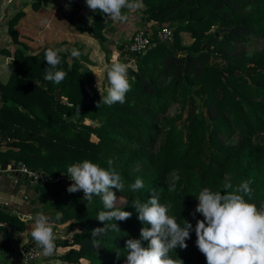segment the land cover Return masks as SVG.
<instances>
[{
  "label": "trees",
  "instance_id": "16d2710c",
  "mask_svg": "<svg viewBox=\"0 0 264 264\" xmlns=\"http://www.w3.org/2000/svg\"><path fill=\"white\" fill-rule=\"evenodd\" d=\"M39 2L32 0L31 8ZM64 2L75 18L70 24L99 43L105 75L114 63L110 44L120 63L133 61V67L127 65L132 87L125 103L104 104L89 72L84 78L79 61L64 50L58 69L66 78L60 84L46 81L45 51L58 46L25 53L12 28L20 12L10 19L7 31L15 46L12 74L0 82V166L22 164L48 177L28 185L29 209L50 217L53 229L65 223V233L75 229L67 241H55L56 246L69 247L56 256L59 262L44 264H76L79 259L86 264H125L126 241L139 239L140 229L150 227L138 219L131 201L146 202L154 195L178 223L192 225L187 248H177L172 258L206 264L195 243V225L203 219L195 212L199 192L208 188L223 194L225 183L235 187L251 180L249 202L264 205V45L245 50L250 39L264 38V0H142L140 21L157 27L151 33L142 28L154 45L138 53L128 52L129 40L116 43L110 38L111 19L103 13L88 8L76 15L75 0ZM161 27L170 30L169 40L154 37ZM181 33L190 39L188 44L181 43ZM173 105L178 111L167 116ZM86 119L95 124L84 123ZM233 135L235 140L229 142ZM85 160L105 169L111 161L125 182V191L112 189L122 199L116 207L131 213L129 219L115 221L119 232L93 238L92 231L104 227L96 217L107 209L99 197L87 202L82 191H67L73 183L67 179V167ZM174 176L179 180L170 192ZM58 177L65 179L51 181ZM137 178L144 187L132 192L128 185ZM36 214L28 223L24 215L0 207L3 264L10 263L11 230L25 232L24 250L36 248L30 235ZM22 250L14 254L21 257Z\"/></svg>",
  "mask_w": 264,
  "mask_h": 264
},
{
  "label": "clouds",
  "instance_id": "9594fccd",
  "mask_svg": "<svg viewBox=\"0 0 264 264\" xmlns=\"http://www.w3.org/2000/svg\"><path fill=\"white\" fill-rule=\"evenodd\" d=\"M92 12H101L113 21H124L127 17L124 9L143 7L142 0H85ZM60 49L49 48L45 51L44 60L48 70L44 76L46 81L60 84L67 76L59 70L61 64ZM80 51L73 48L71 56L79 58ZM4 71L11 73V69L4 66ZM109 87L107 94L101 99L111 106L115 103H125L126 94L132 85L128 79L127 65L114 62L106 70ZM98 106V104H97ZM70 107H75L71 106ZM79 115V107L76 108ZM105 169L98 164L85 160L79 164L67 167L72 184L67 188L69 193L82 191L87 202L99 197L106 211H100L96 219L104 223L103 228L92 231L93 238L100 237L110 230L119 232L115 221H125L131 213L121 211L116 207L117 197L112 189L125 191V182L120 173L111 167ZM174 176L168 185V191H174ZM252 181L245 180L235 187L229 182L223 185L221 191L204 188L196 197L198 203L195 212L203 219L197 220L195 225L196 246L204 255L206 264H264V205L259 208L252 199ZM144 187L142 179L137 178L128 185L132 192ZM132 206L138 213V219L150 227L140 229L139 239L126 241L127 255L125 264H183L179 258L173 259L170 253L177 248L186 249V240L190 238L192 225L184 221L183 226L177 222L176 216L169 215L168 205L161 204L157 196L147 199H133ZM60 217H57V220ZM35 226L30 235L35 246L42 249L45 257H51L56 251V235L51 225V218L43 213L34 217ZM94 246H99L95 244ZM176 256V255H175Z\"/></svg>",
  "mask_w": 264,
  "mask_h": 264
},
{
  "label": "crops",
  "instance_id": "0c3cea01",
  "mask_svg": "<svg viewBox=\"0 0 264 264\" xmlns=\"http://www.w3.org/2000/svg\"><path fill=\"white\" fill-rule=\"evenodd\" d=\"M32 0H0V82L4 83L9 73L4 71V66L7 65L9 68V63H11V54L14 50V43L11 40V36L7 31V26L10 19L13 17L15 13L20 12L18 19L13 24L12 28L14 29L16 35V40L18 44H23V49L26 50L25 53L29 54V50L37 49L40 44H48L52 46H60L68 45L66 44L69 39L71 42H75L76 40H82L84 36H86L84 32H79L74 25L70 24V22L65 18L66 14L64 13L61 17H57V19H52L55 15L53 11L50 13V16L47 17V12L50 11L49 3H54L53 9L57 8H70L64 0H40L39 4L36 5V8H31ZM45 1H51L49 3H45ZM59 1V2H58ZM77 5L78 13L81 11L88 9L85 0H75ZM57 3V6H56ZM62 6V7H61ZM48 9V10H47ZM46 11V12H45ZM52 17V18H51ZM51 18V20H49ZM69 22L70 27L67 25ZM65 23V25H64ZM69 28L68 30H66ZM86 32V31H85ZM88 33V32H87ZM81 36V37H80ZM93 39L92 37H88ZM67 40V41H66ZM39 43V45L37 44ZM65 43V44H64ZM43 44V45H44ZM21 47V46H20ZM62 47V46H61ZM111 49V56H117L118 53L115 54V50L113 47L109 46ZM22 48V47H21ZM65 49L64 47H62ZM111 60V58H110ZM112 61V60H111ZM108 89V88H107ZM1 184H0V207H4L7 209H13L18 213L24 215L27 218L29 223V217L33 216L29 214V186L24 181L22 177H19V182L21 183V187L17 188L12 186L10 181L9 173L1 174ZM19 189V190H18ZM23 196H28L25 200ZM36 213L38 209H35ZM25 244V242H24ZM23 244V245H24ZM22 245V246H23ZM15 250L14 248H12ZM17 249L16 251H20ZM15 253V251L13 252Z\"/></svg>",
  "mask_w": 264,
  "mask_h": 264
},
{
  "label": "rangeland",
  "instance_id": "374dc122",
  "mask_svg": "<svg viewBox=\"0 0 264 264\" xmlns=\"http://www.w3.org/2000/svg\"><path fill=\"white\" fill-rule=\"evenodd\" d=\"M51 1H45V3H49ZM59 2V1H58ZM53 6H55L54 3H49V9L50 11L47 12V17L50 16V13L53 11V13H55L54 17L52 18L57 19V17H61V15L63 14L62 12L69 13L71 12V8H62L59 10V8H57L56 10L53 9ZM57 6V3H56ZM62 7V6H61ZM48 10V9H47ZM62 11V12H61ZM85 11V10H84ZM46 12V11H45ZM86 12V11H85ZM73 14V13H72ZM79 14L78 11L76 12V15ZM123 14L127 17L126 20L124 21H113L111 20L110 22V26H111V30L109 31V36L111 39L117 40V41H126L128 40V38L135 32H143L142 28L146 27L148 28V32L151 33V31H153L155 29V27H157L156 24H153L151 22H141L140 21V12L137 8H131V9H124L123 10ZM88 19H91L90 15L86 16ZM51 18L49 20H51ZM67 20L65 19L64 22L67 23V25L70 27L69 22H66ZM64 23V25H65ZM71 28V27H70ZM69 28H67L66 30H68ZM84 33H86L82 40H76L75 42H71L72 40L69 39L67 41L66 44L68 45H62L60 44V46H58V49L60 50H64L65 52L67 51L69 57L73 58L71 56V50L73 48L77 49L80 51L81 55L79 58H75L76 60L79 61V71L82 73V75L84 76V78L87 77V72H89V75L92 78V83L94 84V86L96 87V90L98 92V94L100 96H104L105 93H107V85H106V80H107V76L104 74L105 69H106V65L104 63V59H103V51L99 45V43L97 42V40L90 39L88 38L90 35L83 31ZM181 43L186 45L189 43L190 39H188L186 37V35L184 33H181ZM81 37V36H80ZM91 37V36H90ZM39 45V43H37ZM40 44L39 47L42 46H50L48 44ZM65 44V43H64ZM19 45V44H18ZM264 45V38L260 39V38H252L250 39V41L246 44L245 46V50L247 52H251V51H255L260 49L262 46ZM22 47L23 49V44L19 45ZM64 47L65 49H63L62 47ZM111 46V44L109 45ZM52 47V45H51ZM41 48V47H40ZM114 49V48H112ZM39 48L37 49H33V50H29V53H34L36 51H38ZM24 52H26V50L23 49ZM115 54L117 53V51H114ZM28 54V53H27ZM114 53H112L111 56V60L114 62H120V60L117 58V56H113ZM127 65L133 67V61H129L127 63ZM178 111V108L176 105L171 106L167 112L166 115L170 116L172 114H174L175 112ZM84 123H90V124H95V121H89V120H84ZM235 140V135H233V138L231 140H229V142H232ZM117 197V196H116ZM120 204H122V199L120 197H117V204L116 206H119ZM45 212H49L48 208L46 207L44 209ZM35 214V210L34 209H29V214ZM33 214V215H34ZM51 215V214H50ZM29 219L32 220V216L29 217ZM67 227V223L62 224V225H56L54 228V233L56 235V241H67L68 239H70V235L71 232L74 231L75 229L73 228L72 231L65 233V229ZM9 239H10V245L12 248H14L15 250L12 249V252L10 253V263L9 264H22L21 260H20V256L18 254H14L13 252L16 251L17 249L21 250L23 249V244L24 242H27V237L25 235V232L23 233H16L15 231L11 230L9 231ZM38 250V257L31 261L29 264H44L46 262H59L56 259L57 255H60L62 253H64L69 247L67 245H58L56 246V251L55 254L51 257H45L42 254V249H39L38 247H36ZM17 253V251L15 252ZM6 257V256H5ZM4 256H2L0 258V263L3 264V260L5 259ZM55 257V258H54ZM87 262L83 259H79L78 263L76 264H86Z\"/></svg>",
  "mask_w": 264,
  "mask_h": 264
},
{
  "label": "built area",
  "instance_id": "2783aa9c",
  "mask_svg": "<svg viewBox=\"0 0 264 264\" xmlns=\"http://www.w3.org/2000/svg\"><path fill=\"white\" fill-rule=\"evenodd\" d=\"M170 30L165 28V27H161L159 29L156 30L155 32V38L157 40L160 41H166L170 39ZM149 34H144L143 32H135L133 33L129 38H128V45H127V49L128 52L130 53H138V52H144L147 48L151 47L154 45V41L152 39V37ZM114 42H118L117 40H115ZM15 172L16 174H13L12 172ZM2 173H11L10 174V181L12 186L17 188L21 187V183L19 182V177H22L24 179V181L28 184H34L36 182H44V181H48L49 178L45 177L43 174L41 173H36L32 170H29L26 166L20 164V165H16L15 168L11 167V166H5L3 169L0 168V184H1V177H2ZM62 180L65 178H53L51 181H57V180ZM68 180L69 177H67ZM19 190V189H18ZM26 196H23V199H25ZM38 257V250L37 248L31 247L28 248L26 250H24L21 253V257L20 260L22 262V264H29L31 261L35 260Z\"/></svg>",
  "mask_w": 264,
  "mask_h": 264
},
{
  "label": "water",
  "instance_id": "95a60500",
  "mask_svg": "<svg viewBox=\"0 0 264 264\" xmlns=\"http://www.w3.org/2000/svg\"><path fill=\"white\" fill-rule=\"evenodd\" d=\"M66 18H67V20L70 23H74V21H75L74 15L72 13H68ZM15 166L16 165H12L13 168H15ZM0 168L3 169L4 167L3 166H0ZM2 208H4V207H2ZM22 251H24V249ZM0 264H2V263H0Z\"/></svg>",
  "mask_w": 264,
  "mask_h": 264
}]
</instances>
